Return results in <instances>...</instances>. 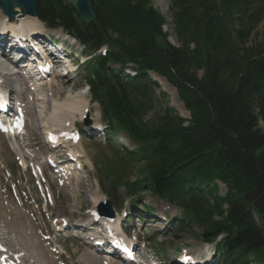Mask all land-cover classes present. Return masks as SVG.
Returning a JSON list of instances; mask_svg holds the SVG:
<instances>
[{"label": "trees", "instance_id": "trees-1", "mask_svg": "<svg viewBox=\"0 0 264 264\" xmlns=\"http://www.w3.org/2000/svg\"><path fill=\"white\" fill-rule=\"evenodd\" d=\"M37 1L49 26L91 51L108 47L85 80L103 121L135 145L132 161L146 164L147 190L183 211L181 230L197 229L205 241L224 235L226 264H264V33L246 46L264 20V0H173L180 47L168 43L151 0H91V24L67 0ZM125 62L137 66L132 81L109 69ZM147 71L177 90L190 120L177 117L162 93L163 114L146 120L155 86ZM128 188L142 189L138 181Z\"/></svg>", "mask_w": 264, "mask_h": 264}, {"label": "rangeland", "instance_id": "rangeland-1", "mask_svg": "<svg viewBox=\"0 0 264 264\" xmlns=\"http://www.w3.org/2000/svg\"><path fill=\"white\" fill-rule=\"evenodd\" d=\"M171 1L172 0H152V6L162 14V16L164 17V19L166 21V24L163 27V32L168 34L167 41L169 42V44L174 45L175 47H180V44L174 38L173 25H172L173 21L171 18V11L172 10L170 8V2ZM44 31L50 36H52V35L53 36H61L62 38H63V36H65V35H61L59 29H57V30L45 29ZM263 33H264V24L256 30L254 35L247 42L246 46L250 47L251 45H253L255 41L259 40V36H261ZM75 50H77V52H79L80 54H82L84 51L83 47L81 45H79L78 43H76ZM83 57H84V59H82V61H80V62L82 63L84 61L85 63L83 62L84 64H77L78 68H77L76 76L75 77L68 76L66 78H63L62 81H64L66 83L68 88L64 91L65 93L61 94L59 99L60 100L67 99L68 97L69 98H78L77 96H79V98L81 97L82 101L85 102L86 104H89V106H90V111H89L90 120L92 119V121L98 122L99 119L97 117H99V114H100V113H98V108L94 103L93 104L91 103L89 93L86 94V92H85L86 87H85V84L83 81V77L85 75L84 74V66H85L88 58H86L85 56H83ZM1 62H4V60ZM14 72H15V70H14ZM150 77L153 78V75L150 74ZM67 82H69V84H67ZM161 86H162L163 90H165L167 92V90L165 89V86L164 85H161ZM43 93L45 95V92H43ZM158 94H159V90L154 92V101H155L154 111L151 112L150 114H147L146 120L151 119V120L155 121L156 118H154V117H156L158 114H163V112H164L163 111L164 110L163 102L161 101V99L159 100ZM168 97H169V100H166L168 105L170 107H172L178 114H180V111L178 110V105H175L174 102L172 101V95L168 93ZM53 99L54 100L56 99L55 95L53 96ZM47 100H49V98ZM47 102H49V101H47ZM38 105H40V104H38ZM46 105H47L46 109L45 108L44 109H37L39 111L41 110L40 111L41 112L40 118H43V116L46 117V115L49 114V111L51 108V103L49 102ZM41 106L42 105H40V107ZM45 113H46V115H45ZM33 115H34V113H33ZM76 115H79V114H75L73 116L74 118L72 117V119H70V120H72L74 122ZM36 119H39V114H37ZM76 120L79 123V124H77V126H81L80 122H79L80 118L77 117ZM29 127H30V122L28 123V126L26 128L27 134L29 133V137H30L29 141H31V143H33L34 148L39 149L41 147V146H39V143H41L40 137L38 136V129L39 128L35 129V132H34V129L30 130ZM1 140H3L2 137H0V141ZM100 143L104 144L105 142L103 141ZM105 144L109 145V146L107 148H105L101 153H99L98 156L95 158V161H94L95 170H94V172L89 173L90 175L88 177V181L87 180L82 181V179L77 180L76 182L73 183L72 186H69V187L65 188L64 190H57L56 188H53L55 206H54L53 210H50V212L51 213L53 212L54 216H56V218L67 217L71 220L72 217L76 218L80 214L84 215L86 210L93 208L94 203L92 200H94V198L99 200L103 197H107L111 200L114 208L116 210H118L119 212L126 210L127 213H132L133 215L136 214L137 217L142 216L143 220H147L148 218L160 215V213L163 212L162 210L166 209V205L163 202H161L159 199L153 197L150 194L136 195L134 197V199L137 200L138 202H137V206H135V208H133L129 204L130 198L124 193V189L121 188L120 185H117V187L114 189V193H112L111 195L106 194L102 190V185L105 188L112 186V183H111L110 179L108 178V174L112 171L113 168L117 169V168H119V165H120V163L118 161L119 159L118 158L116 159L114 156V153H113V151H114L113 145L114 144H112V145L108 144V141H106ZM90 147L96 151L101 149V146H99L96 142H91ZM102 147H105V146L102 145ZM0 151H1L0 155L2 156V157L0 156V159L3 160L2 162L4 163L5 166H7L8 171L10 172V175H11V179L13 178L15 183H17V180L20 182L22 180L20 187L22 189H24L25 191H27V190L31 191L32 179H31L30 174L27 171L23 172L20 168L17 167L15 160H14V156L12 155L11 152H9V150L6 147L4 148L3 143H0ZM5 166H3V167L1 166V167L5 168ZM109 170H110V172H109ZM145 170H146V165H136V166L131 165V167L127 168L125 170V172L123 173L122 183H128L129 184L132 181H135L136 179H138L140 181L143 180V182L146 181L147 178H146ZM217 185H218L219 193L221 195H224L225 194L224 186L220 183H218ZM26 195H29V194L26 192ZM119 198L122 199V203L119 201ZM23 202H24L23 203V209L24 210L28 211V213L30 211H32V213H34V216H36L39 220H43L41 215H38V214H41L39 204H33V202L29 201L28 199L27 200L24 199ZM3 205L6 206L7 202H4ZM136 207H138V208H136ZM147 208H152L151 212L153 213V215L152 214H146V216H144L142 210L144 212H148ZM29 214H31V213H29ZM11 218H12V216H11ZM20 219H21L20 223L26 225V223L24 221H22V217ZM13 220H16L15 217L13 219H11L9 221L7 220V221L12 222ZM134 220H130L129 225L134 224ZM43 222H44V220H43ZM17 223L15 221V225ZM20 223H19V225H20ZM169 224L170 225H168L167 227L165 226L164 229H158L157 228L158 230L156 229V227H153V226L147 227L146 225H145L146 227L143 228V230L145 229V231H146V233L144 234V237H145L146 241L149 242L151 252H155L157 255L162 254V258L167 264H173L174 263V261L177 257L176 252L178 250H183L185 248H190V249H192V248H201L202 249L203 248L204 250H211L212 249V247H206L205 244L202 243V241L200 239L199 230H193L190 232L177 234V233L172 232L171 223L169 222ZM43 225H45V224H43ZM142 225L143 224L140 223V226H142ZM16 226H18V224ZM50 228L53 230V227L51 225H50ZM30 236H31V234H30ZM57 242L60 246L61 251H63L65 253L64 257L67 258L66 260H64V262L66 264H78L77 263L78 258L82 253H84L83 250H85L83 245L80 242H77L71 238L66 239V240L60 239ZM251 264H256V263L253 261Z\"/></svg>", "mask_w": 264, "mask_h": 264}, {"label": "bare ground", "instance_id": "bare-ground-1", "mask_svg": "<svg viewBox=\"0 0 264 264\" xmlns=\"http://www.w3.org/2000/svg\"><path fill=\"white\" fill-rule=\"evenodd\" d=\"M16 12L18 13L19 10L16 9ZM24 17L26 19V23L32 25L36 29L38 28L40 29L41 22L39 21V19L27 16V15H24ZM3 18L4 17L2 16V13L0 11V20H2ZM1 67H2V70L0 71V74H4V77L2 78L5 81L7 80V82L12 85H18L17 83H20L21 74L19 71L13 72L14 69H12L11 65L9 64L8 66L1 65ZM62 79L63 78L58 77L57 75L53 74L50 78L48 77L47 79L43 81H38L36 85L34 86V89H36V93L33 94V96L35 98L34 102H36V104L34 103L33 104L37 107V109H44V108L46 109L47 107L46 104L49 102L51 103L49 114L46 115L45 113L46 117H43L40 119L41 110L40 111L38 110V112L33 111V113H35L36 115L39 114L40 124L44 123L43 130H47V129L49 130V128H59L63 126V124H65L67 121H70V119H72V117L75 114H79L80 117H82L84 114V111L87 108V104L82 101L81 97L80 98H69L68 97L67 99H62V100L59 99L61 94L65 93L64 91L68 88V86L66 85L64 81H62ZM154 79L161 85H164L167 92L172 95V101L174 102L175 105H178V110L180 111V115H182L183 117H188V114L185 112L183 105L179 102L176 96L175 90L169 87L166 84L165 80H163L162 78L155 76ZM67 84H69V82H67ZM20 89H21L20 97L24 99V94L27 92L26 90L29 89V87L28 86L20 87ZM43 92H45V95ZM54 95L56 98L55 100L53 99ZM30 96H31V93L28 92L25 98L29 100ZM48 98L49 100H47ZM38 104L42 106L40 107V105ZM26 110L28 111V117H29L30 110H31L30 101L27 103ZM33 119L35 118L33 117ZM29 128L30 130H33L34 128L40 129L39 125L37 124L35 125V123L33 124V120L30 122ZM0 137H3V136H0ZM4 143L6 144L5 141ZM34 159H38V157L34 156ZM2 161L3 160L0 159V167L5 166ZM0 214L2 215L3 213L1 212ZM10 216H12L11 219L15 217L16 220H13L12 222H8L7 221L9 217L8 214L0 216V240H2L5 243L8 249L22 253L23 261L25 262V264H39V263L46 264L47 260L45 259L44 256H42V258L38 260V258H36V255H35V249L40 245V242H38L35 239V236H33L34 241L32 244L29 241L28 236L26 235L27 229L25 230V227L31 231L30 226L29 225L25 226V224H21V223L20 225L18 224L21 221L20 214L12 213V215ZM15 221L16 223L18 222L17 223L18 226H16L17 224L15 225ZM22 221L27 223V220L23 217H22ZM150 222H153V220ZM156 228H162L161 224H157ZM45 255L48 256L49 258L53 256L52 254H49V253H46ZM100 261L101 260H99L98 256H95L94 254L90 253L88 250L82 253L78 258V262L80 264H98ZM110 264H112V262H110Z\"/></svg>", "mask_w": 264, "mask_h": 264}, {"label": "water", "instance_id": "water-1", "mask_svg": "<svg viewBox=\"0 0 264 264\" xmlns=\"http://www.w3.org/2000/svg\"><path fill=\"white\" fill-rule=\"evenodd\" d=\"M77 14L85 22L94 20V14L91 10L89 0H69ZM0 6L4 12L10 17L14 15L13 7L18 6L22 12L31 16L36 15V2L35 0H3L0 1Z\"/></svg>", "mask_w": 264, "mask_h": 264}]
</instances>
